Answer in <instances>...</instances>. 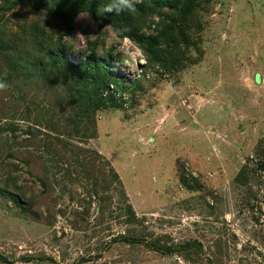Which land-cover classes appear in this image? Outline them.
<instances>
[{"label":"rangeland","instance_id":"374dc122","mask_svg":"<svg viewBox=\"0 0 264 264\" xmlns=\"http://www.w3.org/2000/svg\"><path fill=\"white\" fill-rule=\"evenodd\" d=\"M32 1L0 0V8H8L0 18L6 28L1 68L4 54L14 51L5 41L16 37L12 48L28 54L22 41L29 24L47 18ZM193 16L189 40L177 45L176 67L142 68L148 57L135 41L91 11L78 15L67 57L82 61L90 52L88 40H98L96 51L112 54L114 74L128 82L138 78L140 85L126 91L123 107L98 111L96 136L67 137L91 152L81 156L99 152L118 172L136 217L124 215L119 184L110 200L104 192L83 194L92 185L65 186L58 173V181L51 177L50 195H38L39 182L20 162L26 196H35V211L41 206L44 213L25 212L0 194V264H264V167L250 185L235 181L246 161L252 159L254 168L264 161V0H200ZM149 17L142 22L147 34L156 32L162 15ZM19 88H0V113H11L16 96H24L20 116L2 121L17 125L9 136L32 124L25 116L35 106L25 95L41 109L57 94L41 84ZM54 108L59 113L61 107ZM25 136L6 149L24 151ZM0 160L7 163L0 174L18 162L7 155ZM121 236L130 241L116 240ZM154 244L175 249L167 253Z\"/></svg>","mask_w":264,"mask_h":264},{"label":"trees","instance_id":"16d2710c","mask_svg":"<svg viewBox=\"0 0 264 264\" xmlns=\"http://www.w3.org/2000/svg\"><path fill=\"white\" fill-rule=\"evenodd\" d=\"M110 2L111 0H39V2L33 0L30 3L37 13H44L47 18H40L29 24L27 36L22 44L30 52L23 54L19 47L12 48L11 42L15 45L18 43L16 37L4 43V46L8 45L14 51L4 54V67H0V83L7 86L10 84L19 86L21 92L23 87L26 89L31 84H41L46 91L57 93L53 94L55 101L43 105L41 109L38 108L35 99L25 95V99H32L35 112L25 116L31 119L32 124L28 125L27 130L21 132L27 135L21 139L26 143L22 145L24 151L14 148L6 149L5 145L12 141L17 143L21 134L9 136L10 132H17V125L2 122L5 118L20 116L23 107L21 99L24 96H16L18 101L11 113H0V158L7 155L18 161L10 162L9 165L14 164V166L0 174V194L13 200L25 212L42 215L44 210L38 206L36 212L34 206L38 201L34 200L35 196H26V190L17 172L20 168H24L23 165L20 166V162L26 166L27 173L39 182L42 191L38 195H50L53 185L51 177L58 181V173L65 186L69 183L78 185L81 183L85 187L92 185L93 190L85 191L83 194L90 193L91 196H97L100 192H104L109 194L110 200L113 199L112 192L119 190L121 185L120 194L126 205L124 215L129 218L136 217L118 172L99 152L94 153L96 156L94 158L89 155L81 156L91 152L87 147L73 144L67 135L77 133L83 140L96 136L98 111L108 107H123L126 102V91H135L140 81L134 78L128 82L126 76L114 74L113 65L110 62L112 54L109 51L99 54L96 51L98 40L94 42L88 40L89 54L82 56V61H72L67 57V53L72 50V44L68 39L73 36L78 15L82 11H91L102 22L110 23L119 36L130 37L142 48L148 57L142 68L156 63H160L165 68H175L177 61L174 60V54L177 51V45L189 40V29L194 24L193 14L198 12L200 0H140L136 5L135 13L124 11L119 14H106L104 18H100L97 14L98 10L103 9ZM7 10L8 8H0V18L8 12ZM158 13L162 15V18L154 23L156 32L147 34L143 31L142 22L144 24L146 22L143 19L146 20L147 16L153 18ZM5 32L6 28L0 25L2 36L0 40L4 39ZM58 106L61 109L59 113H56L54 107ZM2 109L0 107V112ZM71 138L74 143L81 142ZM2 140H5L3 144ZM25 153L28 155L23 156ZM97 157L101 158L100 162L104 164L103 169L97 163ZM259 161V168H254L252 159L246 161L236 175L235 181L245 186L250 185L255 177L254 173L264 167V161ZM2 165L7 163L0 160V171ZM89 167L91 170L87 172L85 168ZM99 175L101 177H98ZM86 177L92 179L93 183L86 181ZM117 184H119L118 187ZM16 191L22 192L29 200L28 206L23 205ZM123 238L130 241L128 237L123 236L116 240ZM154 245L153 247L157 250L167 253L175 249L174 246L167 244Z\"/></svg>","mask_w":264,"mask_h":264},{"label":"clouds","instance_id":"9594fccd","mask_svg":"<svg viewBox=\"0 0 264 264\" xmlns=\"http://www.w3.org/2000/svg\"><path fill=\"white\" fill-rule=\"evenodd\" d=\"M140 2V0H111V2L103 7V9L98 10V16L100 18H104L106 14H119L124 11H128L130 13H135L136 5ZM6 85L4 83H0V88H4Z\"/></svg>","mask_w":264,"mask_h":264}]
</instances>
